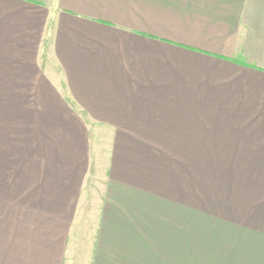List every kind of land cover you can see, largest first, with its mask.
I'll list each match as a JSON object with an SVG mask.
<instances>
[{"label":"crops","instance_id":"obj_1","mask_svg":"<svg viewBox=\"0 0 264 264\" xmlns=\"http://www.w3.org/2000/svg\"><path fill=\"white\" fill-rule=\"evenodd\" d=\"M197 128L261 199L264 0H0V264H193ZM215 220L204 264H264Z\"/></svg>","mask_w":264,"mask_h":264},{"label":"rangeland","instance_id":"obj_2","mask_svg":"<svg viewBox=\"0 0 264 264\" xmlns=\"http://www.w3.org/2000/svg\"><path fill=\"white\" fill-rule=\"evenodd\" d=\"M40 1L46 3V0ZM214 142L204 145V131L194 129L193 146L186 155L191 159L171 163L172 176L178 182L175 186L177 198H184L180 191H187V202L193 208V264H204V234L207 230L208 234L217 233L220 226L213 222L216 218L236 220L248 228H264V195L261 199H250L248 176H237L236 179L232 176L233 171L237 175L247 174L249 167L241 162L218 161L222 151L218 149L217 139ZM227 154L231 157V153ZM184 165L186 169H183Z\"/></svg>","mask_w":264,"mask_h":264}]
</instances>
